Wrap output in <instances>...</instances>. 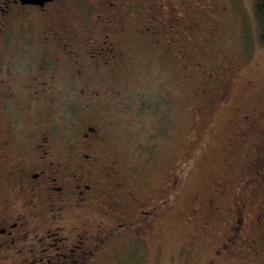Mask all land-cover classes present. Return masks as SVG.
<instances>
[{
    "label": "rangeland",
    "instance_id": "1",
    "mask_svg": "<svg viewBox=\"0 0 264 264\" xmlns=\"http://www.w3.org/2000/svg\"><path fill=\"white\" fill-rule=\"evenodd\" d=\"M215 1L214 13L193 12L202 25L215 18L219 23L212 47L199 55H178L172 48L166 53L161 42L129 36L121 41V61L79 63L56 50L57 59L52 54L48 61L54 62L36 79L41 38L33 53L23 50L22 41L8 46L6 66L23 82L12 81L8 88L21 89L18 99H31L30 121L51 127L59 153L78 160L85 152L82 134L92 126L101 136L93 172L115 171L136 188L139 198L169 200L155 214L152 228L113 237L109 249L92 256L90 264H253L237 249L236 254L220 250V244L227 236L225 221L230 220L235 187L250 157L244 140L264 124V45L256 37L253 0ZM35 20L36 31L42 23ZM35 54L37 59L31 60ZM196 59L203 66H194ZM223 85L227 94L217 99ZM252 108L257 117L245 126L240 116ZM227 166L232 172H225ZM3 184L9 187L11 181ZM98 184L114 189L111 178ZM219 184L215 209L205 199L198 204ZM257 191L252 199H264V191ZM249 233L255 238L260 234Z\"/></svg>",
    "mask_w": 264,
    "mask_h": 264
},
{
    "label": "flooded vegetation",
    "instance_id": "2",
    "mask_svg": "<svg viewBox=\"0 0 264 264\" xmlns=\"http://www.w3.org/2000/svg\"><path fill=\"white\" fill-rule=\"evenodd\" d=\"M215 5V0H46L43 4L0 0V264H90L92 256L109 249L113 237L152 228L155 214L170 205L168 198L160 196L139 198L136 188L115 171L93 172L101 136L92 126L82 134L85 152L78 160L59 153L51 127L43 128L42 120L30 121L31 99L19 96L24 108L17 96L21 89L11 84L8 88L12 81L23 84L19 74L15 76L6 66L8 46L22 41L27 47L23 50L33 49V53L41 38L43 54L36 79L54 62L48 61L52 54L57 59L56 50L79 63L121 61L125 56L121 41L129 36L161 42L166 53L172 48L178 55L194 56L209 51L219 23L215 18L202 25L193 12L211 14ZM36 17L42 26L35 31ZM193 65L203 66V62L196 59ZM219 90L216 98H224L226 86ZM255 116L257 112L248 109L241 114V122L251 125ZM255 128L253 138L244 140L250 157L235 187L220 250L236 254L237 249L250 263L264 264L260 238L264 237V199H260L263 195L252 199L257 189L264 191V124ZM225 168L226 173L232 172V167ZM102 178H111L114 189L98 184ZM4 179L11 181L9 187ZM220 188L221 184L216 185L208 197L197 199L198 204L206 200L215 209ZM252 231L261 234L257 238L263 243Z\"/></svg>",
    "mask_w": 264,
    "mask_h": 264
},
{
    "label": "trees",
    "instance_id": "3",
    "mask_svg": "<svg viewBox=\"0 0 264 264\" xmlns=\"http://www.w3.org/2000/svg\"><path fill=\"white\" fill-rule=\"evenodd\" d=\"M253 11L256 22V37L264 45V0H253Z\"/></svg>",
    "mask_w": 264,
    "mask_h": 264
},
{
    "label": "water",
    "instance_id": "4",
    "mask_svg": "<svg viewBox=\"0 0 264 264\" xmlns=\"http://www.w3.org/2000/svg\"><path fill=\"white\" fill-rule=\"evenodd\" d=\"M22 2H29V3H38V4H43L44 2H46V0H22Z\"/></svg>",
    "mask_w": 264,
    "mask_h": 264
}]
</instances>
